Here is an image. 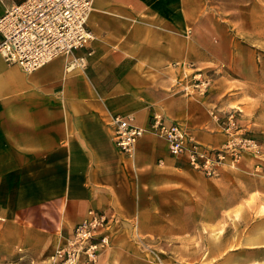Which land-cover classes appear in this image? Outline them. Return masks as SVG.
Segmentation results:
<instances>
[{
  "label": "crops",
  "instance_id": "obj_1",
  "mask_svg": "<svg viewBox=\"0 0 264 264\" xmlns=\"http://www.w3.org/2000/svg\"><path fill=\"white\" fill-rule=\"evenodd\" d=\"M23 1L0 0V17ZM259 2L94 0L88 20L94 39L75 51L87 56L85 68L67 71L69 58L60 56L29 73L0 55V264H42L91 208L122 219L100 262L114 264L117 237L214 225L216 202L225 211L247 192L245 174L264 177L261 147L243 154L242 173L225 167L208 178L151 133L128 158L108 124L111 115L132 114L147 126L159 111L203 143L221 144L226 135L210 113L225 100L210 85L203 94L189 85L196 71L206 77L203 69L214 64L217 26L264 24ZM255 189L249 192H264ZM180 216L191 230L180 228ZM250 244H264V231Z\"/></svg>",
  "mask_w": 264,
  "mask_h": 264
},
{
  "label": "built area",
  "instance_id": "obj_2",
  "mask_svg": "<svg viewBox=\"0 0 264 264\" xmlns=\"http://www.w3.org/2000/svg\"><path fill=\"white\" fill-rule=\"evenodd\" d=\"M93 3L94 0H24L12 5L0 17V55L29 73L60 56L69 58L67 71L85 68L87 56L76 55L75 51L87 48L94 39L88 27ZM189 86L191 92L203 94L209 79L196 71ZM235 115L232 110L211 111L212 122L226 135L218 146L203 143L185 125L167 120L159 111L152 113L147 126L138 125L132 114L111 115L108 124L116 147L128 158L135 159L140 138L151 133L166 140L171 156L184 158L193 171L211 178L225 167L236 166L244 153L259 148L239 133ZM121 222L117 214L89 209L42 264H100Z\"/></svg>",
  "mask_w": 264,
  "mask_h": 264
},
{
  "label": "rangeland",
  "instance_id": "obj_3",
  "mask_svg": "<svg viewBox=\"0 0 264 264\" xmlns=\"http://www.w3.org/2000/svg\"><path fill=\"white\" fill-rule=\"evenodd\" d=\"M259 1L264 7V0ZM258 14L264 22V8ZM223 28L216 27L217 56L209 69H203L204 75L211 94L219 102L225 100L215 106L218 113L236 111L239 133L264 151V24ZM227 32L232 39L231 54ZM239 166L230 171L242 173ZM251 167L246 168L250 173ZM245 175L248 178L244 176L240 182L248 184V193L225 211L218 212L216 202L214 225L199 223L188 233L136 234L134 238L121 235L116 238L114 264H264V244L250 246V239L259 238L264 231V192H249L251 188L264 190V177L260 173L254 178ZM176 222L181 229L191 228L181 216Z\"/></svg>",
  "mask_w": 264,
  "mask_h": 264
}]
</instances>
